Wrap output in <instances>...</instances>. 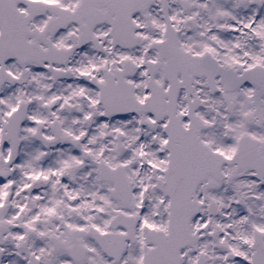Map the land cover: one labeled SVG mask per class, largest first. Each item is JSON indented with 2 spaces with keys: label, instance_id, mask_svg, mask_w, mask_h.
Listing matches in <instances>:
<instances>
[{
  "label": "snow or ice",
  "instance_id": "snow-or-ice-1",
  "mask_svg": "<svg viewBox=\"0 0 264 264\" xmlns=\"http://www.w3.org/2000/svg\"><path fill=\"white\" fill-rule=\"evenodd\" d=\"M0 264H264V0H0Z\"/></svg>",
  "mask_w": 264,
  "mask_h": 264
}]
</instances>
